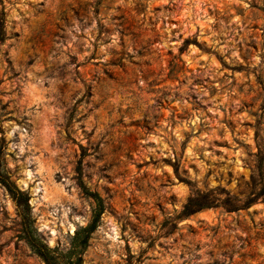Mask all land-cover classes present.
<instances>
[{
    "label": "rangeland",
    "instance_id": "1",
    "mask_svg": "<svg viewBox=\"0 0 264 264\" xmlns=\"http://www.w3.org/2000/svg\"><path fill=\"white\" fill-rule=\"evenodd\" d=\"M0 155L41 238L104 211L83 264H264V0H0ZM188 39L189 43L185 44ZM0 184V264H44Z\"/></svg>",
    "mask_w": 264,
    "mask_h": 264
},
{
    "label": "trees",
    "instance_id": "2",
    "mask_svg": "<svg viewBox=\"0 0 264 264\" xmlns=\"http://www.w3.org/2000/svg\"><path fill=\"white\" fill-rule=\"evenodd\" d=\"M4 18L0 17V43L5 39ZM189 40H185L188 44ZM77 183L84 196L92 202L91 214L88 222L79 225L69 236L68 244L65 247L50 246L39 235L34 220L30 215L29 196L19 189L11 181L0 155V184L8 191L17 206L20 218L19 237L26 243L30 251L39 257L44 264H83V254L89 246L90 238L100 224L101 215L104 211L102 196L95 190L90 189L82 179V159L78 160L76 166ZM252 190L245 198H239L225 192L226 197L220 198L221 194L215 193L214 189L200 190L192 183H189L191 194L182 206L181 215L187 217L203 208L222 205L229 211L249 207L256 200H264V178L263 160L260 158L251 174Z\"/></svg>",
    "mask_w": 264,
    "mask_h": 264
}]
</instances>
